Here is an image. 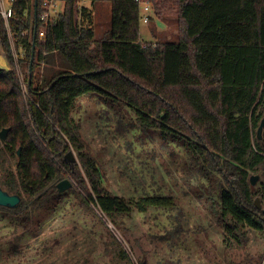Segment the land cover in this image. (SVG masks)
<instances>
[{
    "label": "trees",
    "instance_id": "1",
    "mask_svg": "<svg viewBox=\"0 0 264 264\" xmlns=\"http://www.w3.org/2000/svg\"><path fill=\"white\" fill-rule=\"evenodd\" d=\"M44 1L13 0L8 27L0 14L10 66L0 68V130L9 128L6 142L0 140V187L22 197L17 208L0 212L28 221L52 199L59 204L72 193L119 227L133 211L176 205L173 196L125 199L105 189L104 171L85 150L74 116L81 98L100 95L127 104L141 127L183 142L207 170L209 193L218 195L210 207L226 242H241L245 228L264 233V180L257 188L250 183L252 174L264 175V130L261 139L257 134L264 117V0H141L159 16L177 11V40L160 44L142 41L137 0H64L48 24L41 19ZM83 1L111 6V26L100 40ZM13 46L23 51L31 73L43 65L38 86L28 75V99L14 71ZM69 146L78 151L85 176L66 157ZM65 169L78 188L60 193Z\"/></svg>",
    "mask_w": 264,
    "mask_h": 264
},
{
    "label": "rangeland",
    "instance_id": "2",
    "mask_svg": "<svg viewBox=\"0 0 264 264\" xmlns=\"http://www.w3.org/2000/svg\"><path fill=\"white\" fill-rule=\"evenodd\" d=\"M64 4L58 0L57 13L63 11ZM94 5L82 2L94 21L97 8L103 7L100 21L108 20L109 13L111 26L110 4ZM176 13L171 8L159 16L151 8V21L141 23L142 41L160 44L177 40ZM4 23L8 27V22ZM101 30L98 26L100 36ZM2 32L0 27V68L10 70ZM13 57L16 77L28 99L30 65L15 46ZM42 73L43 65L37 64L31 73L35 86L40 84ZM74 116L82 125L85 150L104 171V187L109 193L125 199L145 194L173 196L176 205L169 210L149 209L144 214L133 211L119 219V227L95 205L87 207L72 193L59 204V198L52 199L28 221L27 217L18 220L0 212V264H264L263 232L245 228L239 235L241 242L232 237L226 242L225 228L210 207L211 198L218 195L209 193L212 184L207 180L208 172L177 137L141 127L127 104L108 96L81 98ZM69 152L85 176L78 151L69 146ZM65 172L64 180L78 188L76 179ZM252 175H260L257 188L264 175ZM257 198L260 201L254 196V204Z\"/></svg>",
    "mask_w": 264,
    "mask_h": 264
},
{
    "label": "water",
    "instance_id": "3",
    "mask_svg": "<svg viewBox=\"0 0 264 264\" xmlns=\"http://www.w3.org/2000/svg\"><path fill=\"white\" fill-rule=\"evenodd\" d=\"M36 5H37V3H36ZM33 59H34V52L32 53L31 62H33ZM30 73H31V69H30ZM30 82H31V77L29 78V83ZM263 130H264V117L261 120V123L258 127V130H257V134H258L259 139L262 138ZM8 132H9V128H4L0 131V140L2 143L6 142ZM18 153H20V150L18 151ZM66 157L72 162L75 161L72 152H69ZM259 179H260V175H252L250 177L251 185L254 187L258 183ZM72 186H73L72 182L70 180L66 179V180H63L60 183H58L57 190H58V192L62 193V192L69 190L70 188H72ZM21 200H22V197L19 194H10L7 191H5L3 188L0 187V207L17 208L20 205ZM255 203H256L255 205L257 206V208H259V209L262 208V205L260 204L259 198H257ZM263 211H264V209H263Z\"/></svg>",
    "mask_w": 264,
    "mask_h": 264
},
{
    "label": "built area",
    "instance_id": "4",
    "mask_svg": "<svg viewBox=\"0 0 264 264\" xmlns=\"http://www.w3.org/2000/svg\"><path fill=\"white\" fill-rule=\"evenodd\" d=\"M13 0H0V14L5 21L8 22L9 18L13 16V10L11 8V3ZM140 4L141 11V22L148 24L152 18L151 16V5L149 3L137 0ZM9 2L10 6L6 7L5 3ZM44 13L41 16L42 21L48 24L55 16L58 11V0H45L43 2ZM40 37H45L44 32H40Z\"/></svg>",
    "mask_w": 264,
    "mask_h": 264
},
{
    "label": "crops",
    "instance_id": "5",
    "mask_svg": "<svg viewBox=\"0 0 264 264\" xmlns=\"http://www.w3.org/2000/svg\"><path fill=\"white\" fill-rule=\"evenodd\" d=\"M97 3H107V2H97ZM101 8H103V7L99 6L97 8L98 13H97L95 21H94V23H95L94 24V29H95V32H96V38L97 39H101L105 35V33L108 32L109 29H110L109 13H106V17L108 18V20L105 19V22L104 21H100V19H102L101 17H102V14H103V10ZM100 22H102V24H100ZM98 26H100V27L102 26V30H101L102 35L101 36L98 35V32H99L98 31Z\"/></svg>",
    "mask_w": 264,
    "mask_h": 264
},
{
    "label": "bare ground",
    "instance_id": "6",
    "mask_svg": "<svg viewBox=\"0 0 264 264\" xmlns=\"http://www.w3.org/2000/svg\"><path fill=\"white\" fill-rule=\"evenodd\" d=\"M2 64V62L0 61V65Z\"/></svg>",
    "mask_w": 264,
    "mask_h": 264
}]
</instances>
